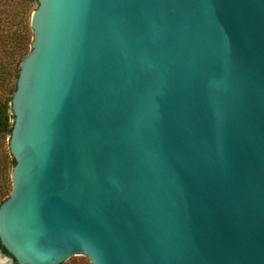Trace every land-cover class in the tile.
I'll return each instance as SVG.
<instances>
[{
  "label": "water",
  "instance_id": "1",
  "mask_svg": "<svg viewBox=\"0 0 264 264\" xmlns=\"http://www.w3.org/2000/svg\"><path fill=\"white\" fill-rule=\"evenodd\" d=\"M29 26L10 259L264 264V0H36Z\"/></svg>",
  "mask_w": 264,
  "mask_h": 264
},
{
  "label": "trees",
  "instance_id": "2",
  "mask_svg": "<svg viewBox=\"0 0 264 264\" xmlns=\"http://www.w3.org/2000/svg\"><path fill=\"white\" fill-rule=\"evenodd\" d=\"M33 3L36 0H0V204L10 195L12 188L10 173L15 161L8 149L13 119L10 100L19 63L30 49L32 31L29 21ZM0 248L8 254L1 244Z\"/></svg>",
  "mask_w": 264,
  "mask_h": 264
},
{
  "label": "rangeland",
  "instance_id": "3",
  "mask_svg": "<svg viewBox=\"0 0 264 264\" xmlns=\"http://www.w3.org/2000/svg\"><path fill=\"white\" fill-rule=\"evenodd\" d=\"M34 7L35 3L32 4L31 10L34 9ZM0 254L2 256V258H0L1 261L5 260V264H13V261L10 259V256L8 254L3 253L2 251H0ZM63 264H88V261L86 259V256L77 254L67 258L63 262Z\"/></svg>",
  "mask_w": 264,
  "mask_h": 264
},
{
  "label": "flooded vegetation",
  "instance_id": "4",
  "mask_svg": "<svg viewBox=\"0 0 264 264\" xmlns=\"http://www.w3.org/2000/svg\"><path fill=\"white\" fill-rule=\"evenodd\" d=\"M0 251H2L3 253H5L3 250H2V248H0ZM6 254V253H5ZM13 261V260H12Z\"/></svg>",
  "mask_w": 264,
  "mask_h": 264
},
{
  "label": "bare ground",
  "instance_id": "5",
  "mask_svg": "<svg viewBox=\"0 0 264 264\" xmlns=\"http://www.w3.org/2000/svg\"><path fill=\"white\" fill-rule=\"evenodd\" d=\"M0 264H2V262L0 261Z\"/></svg>",
  "mask_w": 264,
  "mask_h": 264
}]
</instances>
